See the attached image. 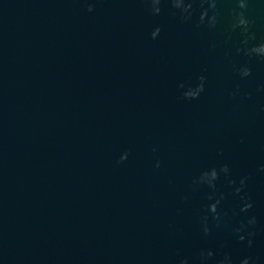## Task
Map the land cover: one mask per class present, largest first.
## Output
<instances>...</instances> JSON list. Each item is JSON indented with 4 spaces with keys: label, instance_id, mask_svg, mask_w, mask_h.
Segmentation results:
<instances>
[{
    "label": "water",
    "instance_id": "95a60500",
    "mask_svg": "<svg viewBox=\"0 0 264 264\" xmlns=\"http://www.w3.org/2000/svg\"><path fill=\"white\" fill-rule=\"evenodd\" d=\"M0 264H264V0H0Z\"/></svg>",
    "mask_w": 264,
    "mask_h": 264
}]
</instances>
